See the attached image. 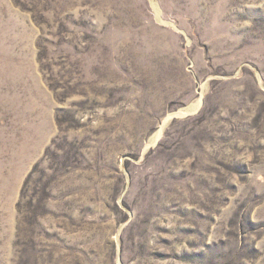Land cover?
<instances>
[{
	"label": "rangeland",
	"instance_id": "rangeland-1",
	"mask_svg": "<svg viewBox=\"0 0 264 264\" xmlns=\"http://www.w3.org/2000/svg\"><path fill=\"white\" fill-rule=\"evenodd\" d=\"M0 264H264V0H0Z\"/></svg>",
	"mask_w": 264,
	"mask_h": 264
},
{
	"label": "bare ground",
	"instance_id": "bare-ground-1",
	"mask_svg": "<svg viewBox=\"0 0 264 264\" xmlns=\"http://www.w3.org/2000/svg\"><path fill=\"white\" fill-rule=\"evenodd\" d=\"M160 134V132L157 134V136Z\"/></svg>",
	"mask_w": 264,
	"mask_h": 264
}]
</instances>
